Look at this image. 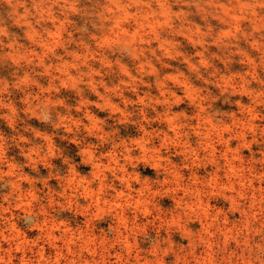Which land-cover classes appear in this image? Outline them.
Wrapping results in <instances>:
<instances>
[{"label":"rangeland","instance_id":"obj_1","mask_svg":"<svg viewBox=\"0 0 264 264\" xmlns=\"http://www.w3.org/2000/svg\"><path fill=\"white\" fill-rule=\"evenodd\" d=\"M0 264H264V0H0Z\"/></svg>","mask_w":264,"mask_h":264},{"label":"clouds","instance_id":"obj_2","mask_svg":"<svg viewBox=\"0 0 264 264\" xmlns=\"http://www.w3.org/2000/svg\"><path fill=\"white\" fill-rule=\"evenodd\" d=\"M45 119H47V117H45Z\"/></svg>","mask_w":264,"mask_h":264}]
</instances>
